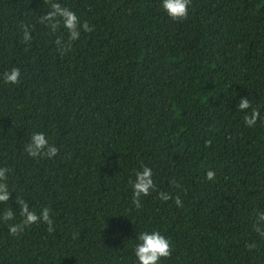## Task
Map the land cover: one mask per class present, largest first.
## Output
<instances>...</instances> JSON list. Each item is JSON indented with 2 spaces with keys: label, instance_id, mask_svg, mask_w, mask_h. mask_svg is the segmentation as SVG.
Returning a JSON list of instances; mask_svg holds the SVG:
<instances>
[{
  "label": "trees",
  "instance_id": "16d2710c",
  "mask_svg": "<svg viewBox=\"0 0 264 264\" xmlns=\"http://www.w3.org/2000/svg\"><path fill=\"white\" fill-rule=\"evenodd\" d=\"M60 2L90 29L67 51L54 43L67 39L62 28L36 22L45 0H0L9 204L15 212L21 195L52 219V231L37 223L16 236L0 224V264H131L123 242L140 229L169 240L163 264H264L252 227L264 211V119L246 127L236 107L249 98L264 118V0H191L176 21L160 0ZM12 67L16 85L3 81ZM32 132L57 156L27 157ZM141 166L155 187L137 206L130 182Z\"/></svg>",
  "mask_w": 264,
  "mask_h": 264
},
{
  "label": "clouds",
  "instance_id": "9594fccd",
  "mask_svg": "<svg viewBox=\"0 0 264 264\" xmlns=\"http://www.w3.org/2000/svg\"><path fill=\"white\" fill-rule=\"evenodd\" d=\"M191 0H160L162 11L171 20H183L188 15V8ZM46 7L39 15H36V22L51 33L59 29L67 35V39L57 37L54 41L58 50L67 51L71 43L77 41L82 31H88L89 25L77 16L76 12L64 6L60 0H45ZM22 41L28 43L32 39V26L27 24L20 25ZM21 73L16 67L10 68L3 75V81L6 84L16 85L19 83ZM237 110L243 113V123L246 127H254L258 119H264L260 116L257 109L252 108L249 98L239 99L236 106ZM24 154L27 157L35 159H49L57 156L58 149L54 144L49 143V139L43 132H32L23 147ZM12 170L6 166H0V224L7 227L10 236H16L24 228L37 223L46 224L48 231H52V219L50 218V209L42 207L39 212L33 210L21 195H16L13 202L16 205V211L13 212L9 200L14 188L10 186L9 179ZM206 178L211 180L214 173L209 170L206 172ZM133 203L139 206V198L147 196L154 190V181L151 168L141 166L134 172L130 182ZM162 200H168L166 193H161ZM177 207L181 205V200L176 197L174 200ZM19 216L17 221L16 217ZM120 217V216H112ZM258 236L264 238V211H257L252 225ZM118 233L114 234L115 236ZM134 239H126L130 243H124L125 249L129 250L131 264H163V261L171 255V246L169 240L157 229H140L134 233Z\"/></svg>",
  "mask_w": 264,
  "mask_h": 264
}]
</instances>
